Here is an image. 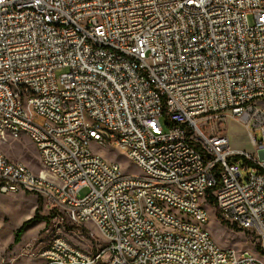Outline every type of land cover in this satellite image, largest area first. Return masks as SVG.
Segmentation results:
<instances>
[{
	"label": "built area",
	"instance_id": "2783aa9c",
	"mask_svg": "<svg viewBox=\"0 0 264 264\" xmlns=\"http://www.w3.org/2000/svg\"><path fill=\"white\" fill-rule=\"evenodd\" d=\"M21 136L40 170L0 152V194L103 238L39 264H264V0H0V144ZM208 209L254 253L218 248Z\"/></svg>",
	"mask_w": 264,
	"mask_h": 264
},
{
	"label": "rangeland",
	"instance_id": "374dc122",
	"mask_svg": "<svg viewBox=\"0 0 264 264\" xmlns=\"http://www.w3.org/2000/svg\"><path fill=\"white\" fill-rule=\"evenodd\" d=\"M251 23V18L249 19ZM60 71L57 72V75ZM224 129L233 150L243 151L247 154H254V149L250 138L247 135L246 128L236 120L227 118ZM259 135L257 134V139ZM93 153L98 154L108 161L117 160L122 173L130 175H139L140 171L131 165L126 159L118 155L115 150L108 148H98L94 144L90 146ZM0 152L11 161L21 162L34 173L39 172V164L36 152L29 140L21 136L18 140L8 139L0 144ZM248 172L241 170L243 177ZM85 190L80 195L85 194ZM37 198L28 193H19L16 195L0 194V261L3 264H39L37 254L39 250L54 236L68 240L74 245L89 249L94 246V240L103 241L99 231L93 225L76 226L65 222H60L52 214L39 208L37 210ZM181 216L178 211L174 212ZM209 220L205 226L206 231L212 238L215 245L220 249L227 247L234 248L237 252H253L255 242L246 234L236 229H227L216 220L217 217L208 209ZM183 217V216H182ZM30 222L24 227L20 236L19 243L14 244L16 231L25 222Z\"/></svg>",
	"mask_w": 264,
	"mask_h": 264
},
{
	"label": "trees",
	"instance_id": "16d2710c",
	"mask_svg": "<svg viewBox=\"0 0 264 264\" xmlns=\"http://www.w3.org/2000/svg\"><path fill=\"white\" fill-rule=\"evenodd\" d=\"M206 201L208 202V204H209L211 207H213V205H214V199H213V196L211 195V192H208V193H207ZM39 208H40V207L38 206V207H37V210H38ZM216 217H217V215H216ZM216 220L220 223L221 226H223V227H227V229H230V230H232V229H233V230L236 229L235 226L225 224L224 222H221L220 220H218V218H217ZM28 223H30V222L28 221V222L23 223L22 226L16 231L15 236H14V244L19 243L20 236H21V234H22L23 231H24V227H25ZM252 241L255 242L254 238H252ZM256 249H257V248H256Z\"/></svg>",
	"mask_w": 264,
	"mask_h": 264
},
{
	"label": "crops",
	"instance_id": "0c3cea01",
	"mask_svg": "<svg viewBox=\"0 0 264 264\" xmlns=\"http://www.w3.org/2000/svg\"><path fill=\"white\" fill-rule=\"evenodd\" d=\"M38 259V258H37Z\"/></svg>",
	"mask_w": 264,
	"mask_h": 264
}]
</instances>
